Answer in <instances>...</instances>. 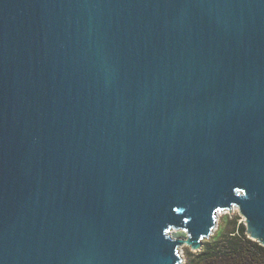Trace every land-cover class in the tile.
I'll use <instances>...</instances> for the list:
<instances>
[{
	"label": "water",
	"instance_id": "1",
	"mask_svg": "<svg viewBox=\"0 0 264 264\" xmlns=\"http://www.w3.org/2000/svg\"><path fill=\"white\" fill-rule=\"evenodd\" d=\"M233 208L264 246V0H0V264H182Z\"/></svg>",
	"mask_w": 264,
	"mask_h": 264
},
{
	"label": "trees",
	"instance_id": "2",
	"mask_svg": "<svg viewBox=\"0 0 264 264\" xmlns=\"http://www.w3.org/2000/svg\"><path fill=\"white\" fill-rule=\"evenodd\" d=\"M241 217L226 222V230L216 238L203 242L197 254L203 264H264V246L246 234ZM182 233H176L179 236Z\"/></svg>",
	"mask_w": 264,
	"mask_h": 264
},
{
	"label": "rangeland",
	"instance_id": "3",
	"mask_svg": "<svg viewBox=\"0 0 264 264\" xmlns=\"http://www.w3.org/2000/svg\"><path fill=\"white\" fill-rule=\"evenodd\" d=\"M237 217H241L239 215V211L237 208L231 209V217L228 210L220 211L216 216V225L212 231V235L210 236V239H205L203 242L216 238L222 231L224 232L226 230V225H227L226 222L236 220ZM242 221L243 218L241 217L238 223ZM176 233H182V234L179 236H175ZM172 235L175 237H184L185 233L172 232ZM198 253L199 251L197 252L192 251L191 248L188 246L181 247L179 254L182 259V264H203L197 257Z\"/></svg>",
	"mask_w": 264,
	"mask_h": 264
}]
</instances>
